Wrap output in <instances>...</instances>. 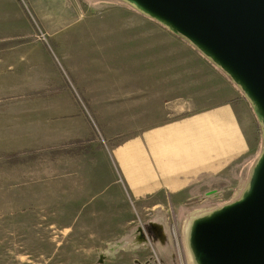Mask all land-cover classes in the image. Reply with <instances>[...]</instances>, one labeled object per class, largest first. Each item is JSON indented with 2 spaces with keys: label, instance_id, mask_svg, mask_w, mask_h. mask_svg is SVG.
<instances>
[{
  "label": "rangeland",
  "instance_id": "rangeland-1",
  "mask_svg": "<svg viewBox=\"0 0 264 264\" xmlns=\"http://www.w3.org/2000/svg\"><path fill=\"white\" fill-rule=\"evenodd\" d=\"M150 17L128 0H0V264H198L194 222L246 192L264 147L247 98L257 155L184 174L174 191L130 195L120 181L119 169L133 166L128 135L142 106H133L138 89L107 85L133 68L126 19ZM30 117L39 145L17 149L26 140L6 133ZM94 162L102 186L70 203L46 201L62 180L73 193Z\"/></svg>",
  "mask_w": 264,
  "mask_h": 264
},
{
  "label": "crops",
  "instance_id": "crops-1",
  "mask_svg": "<svg viewBox=\"0 0 264 264\" xmlns=\"http://www.w3.org/2000/svg\"><path fill=\"white\" fill-rule=\"evenodd\" d=\"M126 20L127 57L133 68L107 86H133L140 93L133 98V106H142V110L134 112L137 120L128 135L133 166L128 171L119 169L120 181L130 195L164 187L174 191L184 185V174L221 170L234 158L257 155L251 106L229 75L159 20ZM24 120L17 132L6 133L26 140L17 149L39 145L43 135L36 117ZM53 128L47 131L48 142L55 138ZM64 133L69 137L75 132L66 127ZM103 176L104 170L97 163L86 164L73 184V193L69 181L62 180L53 186L58 194L48 191L46 201H75L102 186Z\"/></svg>",
  "mask_w": 264,
  "mask_h": 264
},
{
  "label": "water",
  "instance_id": "water-1",
  "mask_svg": "<svg viewBox=\"0 0 264 264\" xmlns=\"http://www.w3.org/2000/svg\"><path fill=\"white\" fill-rule=\"evenodd\" d=\"M191 42L239 86L264 125V0H128ZM198 264H264V147L235 202L196 220Z\"/></svg>",
  "mask_w": 264,
  "mask_h": 264
},
{
  "label": "bare ground",
  "instance_id": "bare-ground-1",
  "mask_svg": "<svg viewBox=\"0 0 264 264\" xmlns=\"http://www.w3.org/2000/svg\"><path fill=\"white\" fill-rule=\"evenodd\" d=\"M224 71V70H223ZM225 72V71H224ZM249 187V186H248Z\"/></svg>",
  "mask_w": 264,
  "mask_h": 264
}]
</instances>
